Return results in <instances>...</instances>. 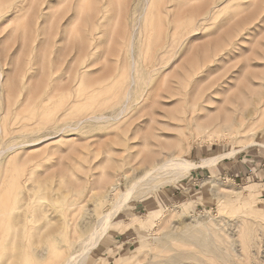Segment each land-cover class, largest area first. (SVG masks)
Instances as JSON below:
<instances>
[{
	"label": "rangeland",
	"instance_id": "obj_1",
	"mask_svg": "<svg viewBox=\"0 0 264 264\" xmlns=\"http://www.w3.org/2000/svg\"><path fill=\"white\" fill-rule=\"evenodd\" d=\"M0 71V149L33 142L0 157V210L35 187L21 224L0 217L11 264H63L89 231L73 243L70 225L110 210L150 162L234 150L137 186L86 264H264V0H0ZM130 77L127 113L73 128L118 106Z\"/></svg>",
	"mask_w": 264,
	"mask_h": 264
},
{
	"label": "bare ground",
	"instance_id": "obj_2",
	"mask_svg": "<svg viewBox=\"0 0 264 264\" xmlns=\"http://www.w3.org/2000/svg\"><path fill=\"white\" fill-rule=\"evenodd\" d=\"M145 7V6H144ZM144 9V8H143ZM142 15V14H141ZM140 15V16H141ZM134 31V30H133ZM132 31V33H133ZM133 35V34H132ZM130 53L133 52V48H132V44H130L129 47ZM133 57V55H131ZM132 61V60H131ZM133 61L131 62L130 67H132L133 65ZM132 69V68H131ZM130 70V69H129ZM132 71V70H131ZM132 73V72H131ZM131 75V74H130ZM1 78H2V72L0 71V84H1ZM129 85H127V90H126V94H125V98L123 99V101L121 103L118 104V106L114 107L111 111L109 112H104V113H93L90 115H87L81 119H77L74 118L75 122H74V127L76 128L79 124H81L84 121H92V122H97V121H116L119 120L126 112V108H127V102L129 99V87L130 85L133 84V78L130 77L129 80ZM54 86H55V80H54V76L51 74L48 77V88L50 89V91L52 92L54 90ZM124 92V90H123ZM122 92V93H123ZM123 95V94H122ZM50 97L52 98V95H47L45 97V99H50ZM43 102L44 98H41ZM40 100V99H39ZM110 102V101H109ZM102 104V103H101ZM104 104V103H103ZM107 106V105H106ZM109 106V104H108ZM101 108V107H100ZM104 108V106H103ZM100 110V109H99ZM97 110V111H99ZM89 112V111H88ZM55 113L56 112H51L49 114V125L53 126L55 123ZM84 113V112H83ZM82 113V115H83ZM127 113V112H126ZM68 114V113H67ZM65 116V115H64ZM76 116V115H75ZM81 116V115H80ZM67 117V116H66ZM74 117V116H73ZM58 118V117H57ZM48 119V118H47ZM48 121V120H47ZM211 121V120H210ZM230 122V121H229ZM232 122V121H231ZM57 123V122H56ZM2 125V124H1ZM228 126V125H227ZM69 127V126H68ZM71 128V127H70ZM208 126H200L198 129L200 132H206L205 130H207ZM6 129V128H5ZM226 129V128H225ZM63 131V129H61ZM60 130V131H61ZM223 130V129H222ZM15 131V130H14ZM4 132V131H3ZM199 132V133H200ZM226 133V132H225ZM10 134V133H9ZM216 132H210L207 133V135L211 136V135H215ZM40 142V141H39ZM33 143L31 140H26V141H22L19 143H15V144H9L7 145L5 148H1L0 149V157L2 154L10 151V150H14L23 146H26L28 144ZM36 143V142H35ZM34 143V144H35ZM235 152H229L227 154H218V155H213L210 156L208 158L202 159L200 162L194 163L193 161H190L187 158H184L182 156H172V154H169L168 157L166 158H162V160H158L155 161L152 164V162H150L149 166L145 167L142 171L136 173L134 175V180L133 182L130 183V185L126 188L125 191L120 192L118 195L116 196H112L110 198H112V205H111V209L107 210V212H102L99 215H95L90 213L91 215L89 216L87 222H83L80 224H76L75 222L72 223L69 227V231L70 234L72 232V237L70 238L71 241L72 239H74V235L78 234L77 233V229L78 227H80V229L82 231H86L87 229L89 230L88 232H86V234L84 236H82V238H80L79 240L75 241V246L73 247V249L70 251V253L68 254V256L65 258L63 264H86L88 259H89V255H90V251L91 249H93V247L98 244L100 238L102 235H104V232H107V228L109 226L110 220L115 216V214L122 209L123 205L125 204V202L128 200L129 196L131 195V193L137 188V186H141L140 188L143 187H156V185H152L151 182L157 178H161V177H169L168 180L166 181H171V180H175L177 178L183 177L185 175H187L188 173H190V171L192 169H195L197 167H199L200 165L204 166V165H210V164H214L216 163L218 160H220L221 158H223L224 156H231L233 155ZM35 187H29L28 185L26 186L25 190H27V192H25V197L24 199H22V204L21 205H15L12 206L9 209H5V210H0V217L7 215L8 218L9 216L11 217V220L13 221V224H21L23 222V220L25 219V217H27V213L31 210L32 206H31V202L34 200L33 199V195H32V190ZM108 189H110V191H114L116 188L114 185L110 187H108ZM19 190V189H17ZM20 192V191H19ZM107 192V189L105 191V193ZM22 193V192H21ZM103 197L105 198L102 201H106L109 199V197L103 195ZM39 200V199H38ZM37 201V200H36ZM35 201V202H36ZM109 201V200H108ZM82 202L83 200H78L76 199H71L69 202L64 204V211L66 214L65 216H70V218L73 220L75 214L80 210V208L82 207ZM6 204V203H5ZM4 204V206L6 207V205ZM13 204V203H12ZM8 205V204H7ZM8 208V207H7ZM63 208V207H62ZM246 218H250L248 216H244ZM3 218V217H1ZM260 220L264 221V217H260ZM9 226V225H8ZM64 226V225H62ZM76 233V234H75ZM74 234V235H73ZM189 238V237H188ZM196 238V237H194ZM191 239V238H190ZM74 241V240H73ZM72 241V242H73ZM74 243V242H73ZM8 242L6 239L2 240V237L0 238V249L3 247V252L0 255V258H3V261H0V264H11V257L8 254H5V250L7 248ZM2 246V247H1ZM207 246V245H206ZM11 247V246H9ZM48 247V246H47ZM173 247V246H171ZM232 247V246H231ZM224 248V247H223ZM233 248V247H232ZM14 249V248H13ZM49 249V248H48ZM51 249V248H50ZM185 249V248H184ZM194 249V248H193ZM239 249V248H238ZM241 249V248H240ZM174 250V249H173ZM181 250V249H180ZM196 250V249H195ZM12 251V249H11ZM168 251V250H167ZM172 251V250H171ZM178 251V250H177ZM199 251V250H198ZM202 251V250H201ZM224 251V250H223ZM37 255L38 256H42L45 254L46 249L45 248H40V250H36ZM173 252V251H172ZM220 252V251H219ZM226 252V249H225ZM238 253V252H237ZM118 253H114V255H112V257H114L113 263L112 264H121L120 260L118 259V256L116 255ZM166 254V253H165ZM168 254V253H167ZM204 254V253H203ZM228 254V253H227ZM236 254V252H235ZM197 255V254H196ZM205 255V254H204ZM211 255V254H210ZM239 255V254H238ZM179 256V255H178ZM181 256V255H180ZM45 257V256H44ZM56 257V256H55ZM185 257V256H184ZM199 258V256H197ZM208 257V256H207ZM211 257V256H210ZM235 257V256H234ZM240 257V256H239ZM57 258V257H56ZM183 258V257H182ZM188 258V257H187ZM196 258V257H195ZM206 258V257H205ZM232 258V257H231ZM241 258V257H240ZM189 259V258H188ZM193 259V258H192ZM201 259V258H199ZM203 259V256H202ZM208 259V258H207ZM206 259V260H207ZM221 259V258H220ZM177 259L174 256H161L158 255L153 261H142V262H138L136 260H133V264H177L175 263ZM197 259H195L196 261ZM217 259L215 258V261ZM208 261V260H207ZM212 261V260H211ZM186 262V261H185ZM193 262V261H192ZM197 262V261H196ZM204 262V260H203ZM223 262V261H222ZM207 263V262H206ZM210 263V262H209ZM212 263V262H211ZM224 263V262H223ZM122 264H128V263H123ZM182 264H185L184 262H182ZM187 264V263H186ZM191 264V263H190ZM197 264V263H196Z\"/></svg>",
	"mask_w": 264,
	"mask_h": 264
}]
</instances>
